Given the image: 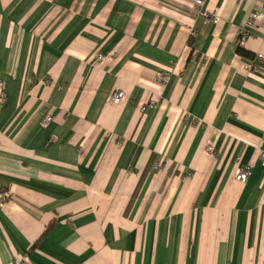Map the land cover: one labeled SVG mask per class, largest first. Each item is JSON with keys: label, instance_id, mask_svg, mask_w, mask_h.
<instances>
[{"label": "crops", "instance_id": "obj_1", "mask_svg": "<svg viewBox=\"0 0 264 264\" xmlns=\"http://www.w3.org/2000/svg\"><path fill=\"white\" fill-rule=\"evenodd\" d=\"M263 4L0 0V264H264Z\"/></svg>", "mask_w": 264, "mask_h": 264}, {"label": "built area", "instance_id": "obj_2", "mask_svg": "<svg viewBox=\"0 0 264 264\" xmlns=\"http://www.w3.org/2000/svg\"><path fill=\"white\" fill-rule=\"evenodd\" d=\"M194 4L198 7H202L204 0H192ZM199 14L203 15L207 19H212L213 21L217 20V14L216 12H207L205 10L199 11ZM264 19V4L261 5L258 9L253 10L246 21V26L247 28H252L255 26V24L261 20ZM247 32H243L239 35L238 42L241 44L242 41L247 37ZM104 60V56L100 53L95 55V61H102ZM254 63H258V61H254ZM3 81H0V102L4 101V90H3ZM123 97V92H114L109 96V101L111 103H118L121 101ZM146 107H154V104L149 103L147 105H142L141 106V111H144ZM52 121V116L50 114H45L42 118V124L45 126L48 123ZM56 137L52 138V141H54ZM205 152L208 155L213 156L214 155V147L213 145L208 142L207 145L205 146ZM259 158L261 161L262 166H264V150H260L259 152ZM250 174V167L249 166H244L241 168H237L234 172V178L237 181H240L242 183L246 182ZM11 197V192L8 190H0V206H2L9 198ZM12 264H32L30 256L28 253L21 254L13 258Z\"/></svg>", "mask_w": 264, "mask_h": 264}, {"label": "trees", "instance_id": "obj_3", "mask_svg": "<svg viewBox=\"0 0 264 264\" xmlns=\"http://www.w3.org/2000/svg\"><path fill=\"white\" fill-rule=\"evenodd\" d=\"M236 52L237 54L249 59V60H252V61H259L258 57L254 54V53H251L249 51H247L246 49L243 48V46L238 42L237 46H236Z\"/></svg>", "mask_w": 264, "mask_h": 264}]
</instances>
